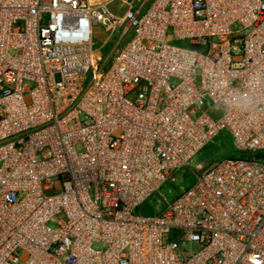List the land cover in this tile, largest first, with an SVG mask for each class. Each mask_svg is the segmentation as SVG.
Returning a JSON list of instances; mask_svg holds the SVG:
<instances>
[{
  "label": "built area",
  "instance_id": "2783aa9c",
  "mask_svg": "<svg viewBox=\"0 0 264 264\" xmlns=\"http://www.w3.org/2000/svg\"><path fill=\"white\" fill-rule=\"evenodd\" d=\"M262 154L264 0H0V264H264Z\"/></svg>",
  "mask_w": 264,
  "mask_h": 264
},
{
  "label": "rangeland",
  "instance_id": "374dc122",
  "mask_svg": "<svg viewBox=\"0 0 264 264\" xmlns=\"http://www.w3.org/2000/svg\"><path fill=\"white\" fill-rule=\"evenodd\" d=\"M150 0H141L142 9L147 7ZM117 2L110 5L111 8L116 7ZM123 12V9L119 10V14ZM236 29V27H233ZM119 31L112 34L103 43L105 38V33L101 31L99 27L95 28V39L94 47L99 48V54L102 56V64L107 66L109 59L111 57L112 51L116 47H121L125 40H118ZM227 157H241V153L238 152L233 147V138L230 132L226 129L221 130L210 142H208L202 149H200L196 154L190 159L189 165L183 170H177L174 173V181H166L161 184L158 189H156L138 208L137 212H142L143 214L152 215L159 214L162 212L167 203L171 201L182 188L189 187L195 179V175L192 171L199 164H204L207 166L209 163L217 160H221ZM263 161V159H260ZM181 247L184 251L191 255L194 253L198 245L193 241H185L182 243Z\"/></svg>",
  "mask_w": 264,
  "mask_h": 264
},
{
  "label": "water",
  "instance_id": "95a60500",
  "mask_svg": "<svg viewBox=\"0 0 264 264\" xmlns=\"http://www.w3.org/2000/svg\"><path fill=\"white\" fill-rule=\"evenodd\" d=\"M262 156L264 157V154H262Z\"/></svg>",
  "mask_w": 264,
  "mask_h": 264
}]
</instances>
